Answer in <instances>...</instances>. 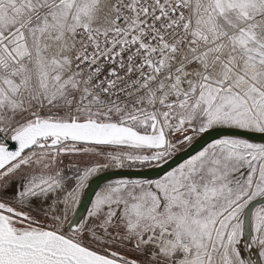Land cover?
Returning <instances> with one entry per match:
<instances>
[{
    "label": "snow or ice",
    "instance_id": "obj_1",
    "mask_svg": "<svg viewBox=\"0 0 264 264\" xmlns=\"http://www.w3.org/2000/svg\"><path fill=\"white\" fill-rule=\"evenodd\" d=\"M0 264H264V0H0Z\"/></svg>",
    "mask_w": 264,
    "mask_h": 264
}]
</instances>
